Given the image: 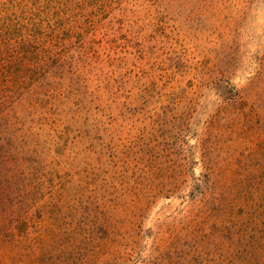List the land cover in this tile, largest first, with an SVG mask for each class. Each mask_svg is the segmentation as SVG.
<instances>
[{
  "label": "rangeland",
  "instance_id": "374dc122",
  "mask_svg": "<svg viewBox=\"0 0 264 264\" xmlns=\"http://www.w3.org/2000/svg\"><path fill=\"white\" fill-rule=\"evenodd\" d=\"M0 264H264V0H0Z\"/></svg>",
  "mask_w": 264,
  "mask_h": 264
}]
</instances>
